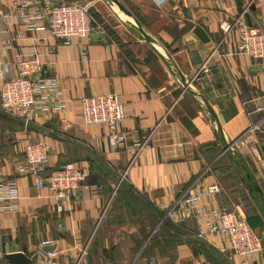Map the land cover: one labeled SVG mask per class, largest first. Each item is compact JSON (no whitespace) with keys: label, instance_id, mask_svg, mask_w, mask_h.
Instances as JSON below:
<instances>
[{"label":"crops","instance_id":"0c3cea01","mask_svg":"<svg viewBox=\"0 0 264 264\" xmlns=\"http://www.w3.org/2000/svg\"><path fill=\"white\" fill-rule=\"evenodd\" d=\"M93 1L94 31L64 46L45 29L26 32L11 10L14 0H0L3 79L14 75L16 56L34 48L47 66V77L69 99L64 111H36L26 129L17 113L0 107V177L11 181L19 195L14 208L0 213V264H9L6 255L12 253L29 257L45 241L62 252L59 264L79 257L81 264H238L218 239L197 238L194 220L176 226L165 210L183 196L216 185V194H203L205 207L239 211L246 218L243 203L248 199L264 228L257 194L244 189L227 157H218L215 124L203 103L214 112L227 141H243L238 151L264 196V60L220 58L233 51L235 39L234 32L225 36L220 24L241 18L264 29V0H118L128 14L105 0ZM138 13L155 49L166 60L170 56L168 65L134 27ZM81 47L86 49L84 62ZM178 72L193 96L184 91ZM110 93L123 103L120 131L127 142L149 137L132 162L126 151L110 150L105 127L84 126L79 118V98ZM30 140L47 146L48 169L72 162L86 174L63 202L62 213L52 199L37 196L29 176L14 170V150ZM124 172L115 202L137 207L142 215L133 216L131 230L122 234L101 224Z\"/></svg>","mask_w":264,"mask_h":264},{"label":"built area","instance_id":"2783aa9c","mask_svg":"<svg viewBox=\"0 0 264 264\" xmlns=\"http://www.w3.org/2000/svg\"><path fill=\"white\" fill-rule=\"evenodd\" d=\"M92 4L60 0H14L11 10L28 33L41 30L47 36L67 46L72 38L85 39L94 31L90 18ZM8 14H3L7 16ZM221 32L227 36L235 33L234 49L220 58L243 55L252 59L264 60V29L250 25L241 18L220 24ZM19 35H16V38ZM218 46L213 52L217 50ZM81 60L86 61V49L81 47ZM15 73L3 79L0 64V107L4 112L17 113L23 121L24 129L34 118V113L64 111L69 103L55 79L47 77V66L40 61L34 48L29 54H19L14 63ZM79 118L84 126H103L105 139L112 152L126 151L130 162L134 161L146 145L149 137L128 143L120 131L123 119V103L120 97L110 93L81 97L77 100ZM243 145L237 140L236 149ZM12 162L17 174L30 177L32 187L38 197L52 199L57 213L64 212L63 202L81 185L85 172L72 162H66L48 171V148L40 141H28L22 149L16 148ZM125 172L120 177L123 181ZM216 185L200 192L183 196L165 210V217L174 225H182L186 220L196 222V237L199 239H218L234 252L238 264H262V238L248 224L239 211L226 212L207 208L202 204L203 194L214 195ZM19 199L16 186L0 177V213L15 207ZM82 255L85 251H82ZM62 252L55 248L53 241L43 242L28 257L29 264H59ZM71 264H81L80 257Z\"/></svg>","mask_w":264,"mask_h":264},{"label":"water","instance_id":"95a60500","mask_svg":"<svg viewBox=\"0 0 264 264\" xmlns=\"http://www.w3.org/2000/svg\"><path fill=\"white\" fill-rule=\"evenodd\" d=\"M121 12L128 14L126 9L122 6V4L118 0H110ZM138 17H141V15L138 13ZM137 29L141 33L142 37L144 38L145 42L148 43V45L152 46L154 52L156 55H158L167 65V61H171L170 56H167V60L164 59V57L161 55V53L155 49L154 47V40L148 36L141 25L137 22ZM165 52V51H164ZM166 53V52H165ZM167 55V53H166ZM178 75L181 78L182 86L184 88V91L190 93L192 96L194 93L189 89V83H187L184 79V77L178 72ZM203 100V99H202ZM203 103L206 107L207 112L211 116L214 124H215V137L216 140L218 141V144L220 146V154L218 157L225 156L228 158V160L234 165V167L237 169L239 175H240V180L241 183L244 187V189L249 193H256L257 194V200L259 201L262 211L264 213V196L262 195V191L260 190V187L253 177L246 161L242 157V155L239 153L238 149L235 147V143L237 140H232V141H227L222 132V128L220 126V123L215 116L214 112L210 109L208 104L203 100ZM6 260L9 262V264H29V259L26 257L23 253L17 252V253H12L9 255H6Z\"/></svg>","mask_w":264,"mask_h":264},{"label":"rangeland","instance_id":"374dc122","mask_svg":"<svg viewBox=\"0 0 264 264\" xmlns=\"http://www.w3.org/2000/svg\"><path fill=\"white\" fill-rule=\"evenodd\" d=\"M63 1H67V0H63ZM105 1L109 2L112 5V7L115 9V11L120 13L118 8L110 0H105ZM67 2H74V1H69L68 0ZM91 2L93 4H92V6L90 8L89 13H90V18H91V20L93 22L94 19H95V15L94 14H96L95 13L96 7L93 6L95 2L93 0H91ZM96 5H102V4H101V2H98V4H96ZM102 9H104L106 11V9L104 7ZM104 10H102V13H104ZM134 17H136V19H133L134 20L133 25L137 29L136 26H137V22H138L139 18H138V16L136 14H134ZM99 19H101V17ZM157 49H158V51H161V50H159V48H157ZM118 185H119V183L114 186V190H113V192L110 195V200H109L110 206L108 208H106V211H105L106 213L104 215V218H103L101 226L102 227H104V226L108 227L109 226L108 227L109 229H111V230H113L115 232L123 231L122 234H124L125 230H128V231L131 230V228H132L131 226L135 222V220L132 219V217L135 216L136 214L142 215V213L140 212V210H138L137 207L135 208V210H131V208L129 209L128 207H124V206L120 207L119 204H118V201L115 202L116 199L119 197V195H118L119 186ZM109 202H108V204H109ZM248 202L249 201L247 199L243 203V205H244L243 211H244L245 215H246V213L251 214L254 211H256V207L252 206L250 203L248 204ZM102 227H100V229ZM256 232L262 238V246H263L262 256L264 258V228H260V229L256 230ZM112 240H110V241H112ZM114 240H116V239H114Z\"/></svg>","mask_w":264,"mask_h":264},{"label":"trees","instance_id":"16d2710c","mask_svg":"<svg viewBox=\"0 0 264 264\" xmlns=\"http://www.w3.org/2000/svg\"><path fill=\"white\" fill-rule=\"evenodd\" d=\"M59 167V166H58ZM57 168V167H56ZM52 169H48L50 171ZM160 214L163 216V213L160 212ZM264 215V214H263ZM246 220L249 224V226L256 231V229L260 228L263 226V221L262 219L255 213V211L251 214L246 213Z\"/></svg>","mask_w":264,"mask_h":264}]
</instances>
